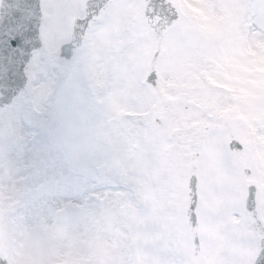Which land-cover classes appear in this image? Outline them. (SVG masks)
Here are the masks:
<instances>
[{"label":"snow or ice","instance_id":"1","mask_svg":"<svg viewBox=\"0 0 264 264\" xmlns=\"http://www.w3.org/2000/svg\"><path fill=\"white\" fill-rule=\"evenodd\" d=\"M0 264H264V0H0Z\"/></svg>","mask_w":264,"mask_h":264}]
</instances>
